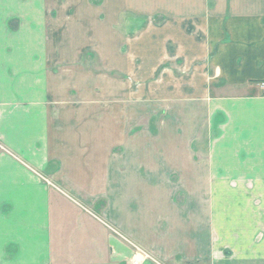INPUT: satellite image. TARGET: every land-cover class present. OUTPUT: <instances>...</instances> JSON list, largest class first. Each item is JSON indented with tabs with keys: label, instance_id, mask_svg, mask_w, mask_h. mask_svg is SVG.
Returning a JSON list of instances; mask_svg holds the SVG:
<instances>
[{
	"label": "crops",
	"instance_id": "crops-1",
	"mask_svg": "<svg viewBox=\"0 0 264 264\" xmlns=\"http://www.w3.org/2000/svg\"><path fill=\"white\" fill-rule=\"evenodd\" d=\"M132 1L166 14L153 64L182 57L162 74L168 100L200 107L213 132L170 130L168 153L153 143L124 189L111 140L82 150L97 143L81 140L90 97L49 78V0H0V264H264V0ZM57 49L56 62L79 59ZM162 162L202 186L160 188Z\"/></svg>",
	"mask_w": 264,
	"mask_h": 264
},
{
	"label": "rangeland",
	"instance_id": "rangeland-1",
	"mask_svg": "<svg viewBox=\"0 0 264 264\" xmlns=\"http://www.w3.org/2000/svg\"><path fill=\"white\" fill-rule=\"evenodd\" d=\"M131 2L49 0V19L45 22L47 28L43 34V37L46 36L43 42L55 51L50 52L49 78L64 80L61 83L78 82L81 97H90L87 102L84 99L80 101L81 140L97 143L88 147L82 145L83 152L85 149L90 153L105 151L98 142L111 140L113 168L124 172V189L129 182L125 181L127 174L136 173L139 169L141 173L143 171V166L134 163L136 158L153 156V143L160 142L162 157L164 151L168 153V149L163 147L172 139L171 135L174 136L169 133L170 130H176L173 139L184 141L188 137L186 129L197 131L194 137L201 139L204 136L201 131L207 130L211 135L214 128L210 131L207 116H198L200 107L193 106L191 110L184 101L175 103L168 100L170 86L163 82L162 74L169 71L168 66H173L176 73L182 71V68L176 67L182 57H176V54L169 58L164 53L162 65H154V57L159 55V51L154 48L152 31L154 26L165 23L166 14L158 11L136 12L129 7ZM143 33L141 38H144V43L140 42L141 38L138 40ZM59 46H77L79 59L56 62L53 57L59 56L55 50ZM77 52H74L75 56ZM180 89L183 90L174 85L173 90ZM190 112L198 114L185 115ZM86 125L96 126L97 138L94 132L83 131ZM160 176V188L172 189L174 194H183L181 192L187 187L194 189L202 184L185 182L179 166L163 162L160 164ZM182 201L183 197L179 203ZM132 247L138 249L135 243ZM188 262L184 264H206L204 261Z\"/></svg>",
	"mask_w": 264,
	"mask_h": 264
},
{
	"label": "built area",
	"instance_id": "built-area-1",
	"mask_svg": "<svg viewBox=\"0 0 264 264\" xmlns=\"http://www.w3.org/2000/svg\"><path fill=\"white\" fill-rule=\"evenodd\" d=\"M0 147H2L1 144H0Z\"/></svg>",
	"mask_w": 264,
	"mask_h": 264
},
{
	"label": "trees",
	"instance_id": "trees-1",
	"mask_svg": "<svg viewBox=\"0 0 264 264\" xmlns=\"http://www.w3.org/2000/svg\"><path fill=\"white\" fill-rule=\"evenodd\" d=\"M187 263H189V262L187 261Z\"/></svg>",
	"mask_w": 264,
	"mask_h": 264
}]
</instances>
